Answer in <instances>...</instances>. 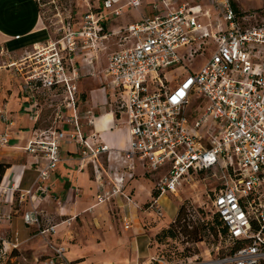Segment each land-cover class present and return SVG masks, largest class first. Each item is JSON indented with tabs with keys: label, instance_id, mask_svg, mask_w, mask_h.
<instances>
[{
	"label": "built area",
	"instance_id": "obj_1",
	"mask_svg": "<svg viewBox=\"0 0 264 264\" xmlns=\"http://www.w3.org/2000/svg\"><path fill=\"white\" fill-rule=\"evenodd\" d=\"M97 10L82 16L80 27L70 21L64 35L34 46L33 52L8 65L23 80L22 112L35 123L25 152L34 159L36 179L19 202L30 203L24 213L36 235L57 232V224L41 210L48 197L52 174L62 162L67 137L80 151L81 167L92 165L99 185L97 205L115 198L132 203L125 179L110 188L101 178L100 158L111 153L95 130V113L80 109L79 81L83 66L88 76L99 78L109 92V108L117 126L126 128L130 144L118 154L131 176L136 164L146 173H167L155 187L160 197L175 193L183 180L200 172L217 179L212 206L232 250L216 264H264V7L239 12L233 0H207L205 4H178V0H151L152 17L108 32L106 19L118 18L126 9L140 11L148 0H94ZM108 11L102 13L100 4ZM118 36V51L106 56V67L96 73L99 48ZM205 59L192 71L196 58ZM175 66L186 76L171 89L167 72ZM44 108L55 109L52 126H39ZM0 121L9 123L6 104L0 102ZM10 135L0 133V149ZM26 165L14 168L0 183V204L13 203L20 192ZM133 177V175H132ZM131 179V178H130ZM159 197V198H160ZM150 203L159 216L158 199ZM10 219L9 215L0 216ZM50 224L43 228V223ZM11 251L20 246L0 237ZM62 250L59 252L61 253ZM152 262V261H151ZM160 264H169L156 259Z\"/></svg>",
	"mask_w": 264,
	"mask_h": 264
},
{
	"label": "crops",
	"instance_id": "obj_2",
	"mask_svg": "<svg viewBox=\"0 0 264 264\" xmlns=\"http://www.w3.org/2000/svg\"><path fill=\"white\" fill-rule=\"evenodd\" d=\"M206 1L181 0L178 4L196 5L205 4ZM153 13L151 1L148 0L140 11L126 9L122 16L105 24V27L108 32H118L145 17H152ZM114 22L120 26L118 30L113 25ZM49 39L50 34L45 27L37 0H0V102L6 104L10 119L6 124L0 121V133L10 135L9 145L0 149V183L14 168L27 166L21 181V191L16 192L14 202L8 204L2 201L0 204V216H10L9 220L4 218L0 223V237L6 241H13L14 235L18 233L22 247L37 237L36 229L27 226L23 219L24 213L31 208L29 201L20 203L18 200L22 191L32 189L36 179L34 159L25 152L28 142L32 139L35 123L22 112V105L25 102L23 80L8 65L20 61L33 52L34 46L42 45ZM79 95L80 109L94 111L95 130L104 144L111 149V153L105 156L108 159L106 162L108 171L104 170V173L110 176L113 184L115 181L112 171H118L119 166H123L126 169V180L129 179L124 189L132 196L133 202L115 198L107 204L97 205L99 185L92 178L91 165L81 167L80 152L67 137L62 143V162L51 176L49 182L51 190L41 210L58 225L57 231L63 232L67 229L66 225L81 222L83 228L79 234L84 232L86 237L97 239V244L90 247L94 251L100 250L104 255L113 256V259L111 258L113 262L139 264L151 255L150 236L159 232V229L147 230L145 228L147 219L142 218L144 214H149L147 209L144 210L145 205L150 212L155 211V208L150 206L153 201V190L145 182L146 171L141 164H136L131 176L128 175L130 163L118 152L129 147L130 134L126 128L117 126L109 108V92L102 87L100 79L88 76L86 71L82 72ZM115 159L121 162L117 163ZM2 170L5 171L3 174ZM161 199L162 196L158 199V204L163 209L160 205ZM115 212L122 217L121 222L114 218ZM177 212L178 209L166 222L173 223ZM79 234L78 237L81 238ZM80 244L75 246V254L88 255L85 246L89 245ZM5 245L8 244L2 245L0 242V254ZM8 246L6 248L10 254L11 249ZM94 251L90 255H93Z\"/></svg>",
	"mask_w": 264,
	"mask_h": 264
},
{
	"label": "rangeland",
	"instance_id": "obj_3",
	"mask_svg": "<svg viewBox=\"0 0 264 264\" xmlns=\"http://www.w3.org/2000/svg\"><path fill=\"white\" fill-rule=\"evenodd\" d=\"M151 1V0H149ZM236 3L238 9L242 11L259 10L263 6L262 0H233ZM41 16L44 20L46 29L49 31L50 37L53 40L60 39L64 33L62 28L69 21L75 25V29L80 27L82 16L89 11H96L97 5L94 0H37ZM148 2V1H147ZM181 3V0H178ZM102 13L107 16L108 11L103 8V3L100 4ZM153 16L155 13L152 14ZM115 17L106 19L105 24L110 23ZM116 29H119L117 22L113 23ZM118 27V28H117ZM107 49L103 46L99 48L100 62L97 65L96 73H100L106 67V56L113 52L118 51V36H113L110 40L104 42ZM205 61L204 58L199 57L193 62L192 65H188L192 71H196ZM87 71L83 66L82 72ZM187 69L182 66H175L168 70L167 78L168 85L171 89L175 88L178 83L186 76ZM98 87V86H97ZM84 89V88H83ZM106 90V89H105ZM93 96V95H92ZM56 110L44 108L40 117L39 126L42 129H46L52 126L56 118ZM79 151V150H78ZM80 152V151H79ZM106 156V155H105ZM100 158V162L103 165L101 178L104 184L112 187L110 176L104 173V170L108 171L107 157ZM117 163L121 162L119 159H115ZM92 168V178L96 181V173L94 167ZM126 169L123 166H119L118 171L113 170L114 181L119 179H125L124 184L128 183L125 176ZM167 170L162 169L158 173H146L144 179L150 189L153 190V196L156 192V184L164 178ZM100 176V175H97ZM217 179L213 172H200L187 176L182 185L175 193L167 192L162 196L160 205L163 208V216L157 215L153 210H148V206L145 205L144 210L147 209L149 214H144L142 218L146 221V229H159L157 234L150 236V256L142 260L139 264H160L156 262V259H164L169 264H216L218 260L224 259L228 256L232 250V247L225 241V236L222 234V227L218 224V218L214 215L212 199L214 198L215 189L217 186ZM152 196V197H153ZM19 199V197H18ZM184 207L182 213V223H187L192 226H198L204 229V241L198 244L192 242H185L187 238L184 235H180V240H172L166 238L163 234L164 230H168L173 227L172 223L166 222L173 216L172 213L178 209L177 215L174 220L177 219L179 210ZM154 212V213H153ZM116 220H122V217L117 212L114 213ZM185 221V222H184ZM52 224H55L52 222ZM118 221V225H119ZM215 225L218 229V236L212 233L211 228ZM47 222L43 223V228L49 227ZM191 227V226H190ZM66 230L61 232L57 231L55 234L38 235L33 241H29L25 245L19 246L18 249L9 251L6 255L0 254V263L2 264H121L119 262H113V256H107L102 254L100 250L92 249L90 246L97 244V239H91L83 234H79L83 228L81 222L66 225ZM179 229V228H178ZM180 230V229H179ZM78 234L81 235L79 238ZM88 238V239H87ZM87 239V240H86ZM21 243V241H20ZM84 243L85 252L88 255L75 254L77 244ZM81 246V244H80ZM88 249V250H86ZM60 250L61 253L59 252ZM94 251L93 255L92 254ZM184 254L189 256L188 258H179L178 256ZM112 258V259H111ZM77 259V260H75ZM152 261V262H151ZM112 262V263H111Z\"/></svg>",
	"mask_w": 264,
	"mask_h": 264
},
{
	"label": "trees",
	"instance_id": "obj_4",
	"mask_svg": "<svg viewBox=\"0 0 264 264\" xmlns=\"http://www.w3.org/2000/svg\"><path fill=\"white\" fill-rule=\"evenodd\" d=\"M263 1V7H264V0ZM234 8L238 11V7L236 6V3L233 1ZM2 174L5 172L4 170L1 171ZM154 198H159L160 193L159 191H156L154 193ZM184 212V207H181L179 210V214L177 216V219L172 223L173 227L169 228L168 230H164L163 234L166 238H170L172 240H180L179 236L184 235L187 238V241L185 242H192L195 244L201 243L204 241V229L199 228L198 226H192L190 224L182 223V213ZM218 218V216H217ZM218 224L222 227V234L226 237L227 236V230L223 228V224L220 222L218 218ZM191 226V227H190ZM180 230H179V229ZM211 231L213 234L218 236V229L215 227V225L211 228ZM179 258H188L189 256H184V254H181L178 256Z\"/></svg>",
	"mask_w": 264,
	"mask_h": 264
}]
</instances>
